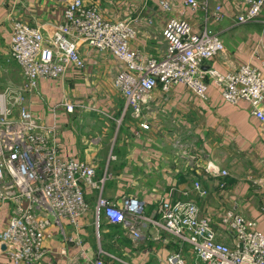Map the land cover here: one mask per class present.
I'll return each instance as SVG.
<instances>
[{
	"label": "crops",
	"instance_id": "crops-1",
	"mask_svg": "<svg viewBox=\"0 0 264 264\" xmlns=\"http://www.w3.org/2000/svg\"><path fill=\"white\" fill-rule=\"evenodd\" d=\"M67 1L0 0V92L22 81L18 65L9 56L8 15L51 31L61 21ZM83 1L95 6L106 20L133 21L136 33L130 45L156 57L165 49L162 27L172 17L185 19L194 31L208 27L219 33L224 49L205 66L221 73L243 63L257 64L263 53L252 41L261 29L264 42L261 25L234 21L244 7L243 0H209L211 6L219 4L224 11L219 22L212 20L209 11L186 7L184 0H164L168 9L159 0ZM80 52L83 69L69 71L61 84L41 79L37 93L25 95L38 122L56 127L63 155L89 163L95 170L94 179L102 180L99 189L85 188L90 212L78 230L66 221L48 229L41 264H91L95 257L109 264H167L171 252L180 253L188 264H205L190 254L187 243L162 228L150 225L142 240H133L121 225L110 223L102 213L95 214L99 195L117 205L124 197H136L143 202L146 215L155 213L160 200H193L199 216L219 237L229 238L222 224L227 211L254 221L264 233V130L251 116L248 102L224 101L212 82L205 98L196 97L182 84L167 92L157 87L142 119H135L113 84L121 63L109 52L85 45ZM65 103L72 105L71 111ZM142 120L148 129L141 128ZM185 150H189L187 155ZM208 163L227 174L211 175L206 172ZM250 164L256 172L252 173ZM234 168H240L241 175L230 173ZM10 211L11 204L0 205V232ZM0 264L14 263L4 252Z\"/></svg>",
	"mask_w": 264,
	"mask_h": 264
},
{
	"label": "built area",
	"instance_id": "built-area-1",
	"mask_svg": "<svg viewBox=\"0 0 264 264\" xmlns=\"http://www.w3.org/2000/svg\"><path fill=\"white\" fill-rule=\"evenodd\" d=\"M243 1L244 7L234 16L237 24L252 22L264 8V0ZM159 3L168 9L166 1ZM184 5L209 10L214 22L224 17L221 5L210 9L208 0H184ZM8 22L9 56L18 65L22 81L0 92V205L11 204L0 232V254L5 252L14 264H41L51 226L61 227L66 221L78 230L90 212L85 188L99 189L102 182L94 179L95 170L89 163L63 155L56 127L42 126L25 102L26 94L37 93L41 79L61 84L69 71L83 69L81 46L109 52L121 63L113 84L135 119H142L157 87L167 92L182 84L196 97L205 98L212 82L224 101L248 102L251 116L264 130V48L257 64L243 63L221 73L205 66L224 49L219 33L208 27L194 31L185 19L172 17L162 27L165 49L156 57L130 45L136 33L133 21L106 20L83 0H68L61 21L51 31L30 26L11 13ZM65 105L67 111L72 110L70 103ZM140 126L149 127L146 120ZM206 172L227 174L211 163ZM193 187L203 193L198 182ZM94 211L121 225L135 241L143 239L150 225L162 228L187 243L190 254L205 264H264V233L254 221L233 211L222 218L229 238L217 235L199 216L193 200H160L155 213L146 215L143 202L136 197H124L117 205L99 195ZM166 262L188 264L178 252L169 253ZM91 264L109 263L95 257Z\"/></svg>",
	"mask_w": 264,
	"mask_h": 264
},
{
	"label": "rangeland",
	"instance_id": "rangeland-1",
	"mask_svg": "<svg viewBox=\"0 0 264 264\" xmlns=\"http://www.w3.org/2000/svg\"><path fill=\"white\" fill-rule=\"evenodd\" d=\"M207 7H209V8H213V6H211L210 5V1L208 0V5H207ZM199 9H201V10H203L202 8H199ZM204 11V10H203ZM209 11V10H208ZM205 12V11H204ZM251 23H259V25H261V26H259V25H257V26H259V27H261L262 28V30H264V10H262L261 11V13H260V15H258L257 16V18H255V20H253L252 22H247V23H243V24H241V25H250ZM240 25V26H241ZM236 28H238V27H236ZM253 32V31H252ZM255 33V31L253 32V34ZM261 29H260V31H259V33H257V36L256 37H253L252 38V41H253V44H255V45H258L259 46V48L258 49H256V50H261V51H263V48H264V45H262V44H264V42H262V39H261ZM253 34H251V35H253ZM263 34H264V31H263ZM262 38L264 39V35L262 36ZM76 71V70H75ZM78 71V70H77ZM22 78V77H21ZM209 82V81H208ZM1 87V86H0ZM189 153V150H185L184 151V154L185 155H187ZM204 156H202V158H203ZM249 168H251V170H252V173H254V172H256V168H254L253 167V165H251L250 164V166H249ZM230 171V173L232 172L233 174H236V175H241L240 174V172H241V169L240 168H234V169H230L229 170Z\"/></svg>",
	"mask_w": 264,
	"mask_h": 264
}]
</instances>
